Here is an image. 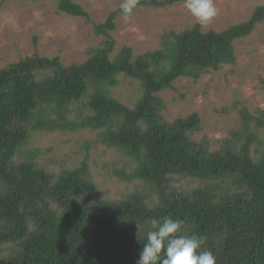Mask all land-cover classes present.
I'll return each instance as SVG.
<instances>
[{
	"label": "trees",
	"instance_id": "1",
	"mask_svg": "<svg viewBox=\"0 0 264 264\" xmlns=\"http://www.w3.org/2000/svg\"><path fill=\"white\" fill-rule=\"evenodd\" d=\"M175 4L183 2L139 0L137 9ZM58 12L91 23L74 0H60ZM118 17L120 8L94 25L104 40L81 64L33 54L0 69V264H136L147 222L163 217L183 221L179 234L204 236L215 264H264V158L251 156L252 126L264 121L240 109L244 139L211 151L192 139L199 115L168 123L158 96L180 78L196 81L233 65L234 43L264 24V4L222 31L194 24L165 32L159 49L141 55L123 47L111 56ZM120 76L139 83L132 108L112 96ZM260 85L264 90V77ZM79 129L98 132L97 141L131 169L119 176L145 191L92 202L96 185L86 161L56 174L35 162L36 150L14 160L32 133ZM172 177L197 186L175 189Z\"/></svg>",
	"mask_w": 264,
	"mask_h": 264
},
{
	"label": "rangeland",
	"instance_id": "2",
	"mask_svg": "<svg viewBox=\"0 0 264 264\" xmlns=\"http://www.w3.org/2000/svg\"><path fill=\"white\" fill-rule=\"evenodd\" d=\"M60 0H0V69L21 58L38 54L60 57L64 66L81 64L87 60L89 48L101 45L104 38L97 35L94 25L105 22L109 13L120 8L122 0H74L89 15L91 23L58 12ZM264 0H214L217 16L203 31H222L246 21ZM116 29L110 33L115 42L113 53L129 47L135 55L159 49L160 37L168 31L181 32L196 24L183 8L175 4L166 8H138L125 23L116 19ZM36 42V44H35ZM235 63L209 71L196 81L180 78L173 89L159 93L165 107L162 111L168 123L196 113L199 129L192 139L206 143L215 151L225 140L240 144L244 139L239 110L264 121V24L258 25L247 38L234 43ZM112 96L133 107L140 96L139 83L120 76ZM251 156L264 158V127L255 128ZM97 133L79 129L74 132L32 133L23 149L14 158L24 159L25 152L38 151L36 163L59 173L88 163L89 173L96 185L91 201L119 200L135 191L144 192V186L134 180L124 181L119 174H130L125 158L97 141ZM171 186L187 190L197 186L191 180L172 177Z\"/></svg>",
	"mask_w": 264,
	"mask_h": 264
},
{
	"label": "clouds",
	"instance_id": "3",
	"mask_svg": "<svg viewBox=\"0 0 264 264\" xmlns=\"http://www.w3.org/2000/svg\"><path fill=\"white\" fill-rule=\"evenodd\" d=\"M183 8L200 26L209 25L217 16L214 0H182ZM139 5V0H122L121 19L129 22ZM144 243L136 264H215L216 257L205 249L206 238L198 234H179L183 221L163 217L147 222Z\"/></svg>",
	"mask_w": 264,
	"mask_h": 264
}]
</instances>
